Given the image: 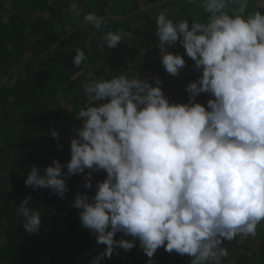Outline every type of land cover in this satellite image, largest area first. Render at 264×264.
Wrapping results in <instances>:
<instances>
[{
    "label": "clouds",
    "instance_id": "obj_1",
    "mask_svg": "<svg viewBox=\"0 0 264 264\" xmlns=\"http://www.w3.org/2000/svg\"><path fill=\"white\" fill-rule=\"evenodd\" d=\"M249 3L199 0L207 20L191 24L160 12L155 35L165 71L176 76L186 66L183 55L169 51L178 42L201 72L186 85L188 102H170L158 76L154 84L138 75L93 77L83 85L90 103L76 113L81 124L70 160L53 159L43 174L31 167L25 185L61 198L66 178L84 174L89 189L92 173L106 172L94 196L78 192L73 202L81 225L106 245L90 264L117 248L131 250L137 240L147 264L161 247L189 255L191 264H221L224 241L257 234L264 220V13L249 11ZM85 22L98 30L106 23L94 13ZM105 41L117 47L121 30H109ZM85 59L77 49L74 66ZM201 93L214 97L207 107L196 102ZM31 199L19 213L24 229L38 233L41 212L28 206Z\"/></svg>",
    "mask_w": 264,
    "mask_h": 264
},
{
    "label": "trees",
    "instance_id": "obj_2",
    "mask_svg": "<svg viewBox=\"0 0 264 264\" xmlns=\"http://www.w3.org/2000/svg\"><path fill=\"white\" fill-rule=\"evenodd\" d=\"M165 1L0 0V264H90L106 247L81 225L80 210L73 206L78 192L94 196L106 172H93L89 189L84 187V174L66 178L68 191L63 198L51 189L27 186L25 179L33 165L43 174L53 159L62 164L70 160V141L81 124L76 113L90 103L83 85L93 77L138 75L154 84L158 76L169 80L162 89L170 102H188L186 85L201 72L178 42L169 51L183 55L186 66L176 76L165 71L155 35L156 17L166 11L173 22L187 19L191 24L205 22L207 14L199 0ZM259 11L264 13V6ZM90 13L105 19L101 29L85 22ZM138 13L142 19L136 22L133 16ZM109 30L122 32V42L114 49L106 45ZM77 49L86 56L79 67L73 63ZM210 98L214 97L201 93L196 102L207 107ZM50 129L59 133V139L51 136ZM29 196L28 206L41 212L38 233L24 229L19 213ZM262 226L257 225L255 236L224 241L228 255L221 264H264ZM123 250L117 248L101 264H122ZM126 254L131 256L129 264L149 260L140 248ZM191 259L164 247L152 258L153 264H191Z\"/></svg>",
    "mask_w": 264,
    "mask_h": 264
},
{
    "label": "rangeland",
    "instance_id": "obj_3",
    "mask_svg": "<svg viewBox=\"0 0 264 264\" xmlns=\"http://www.w3.org/2000/svg\"><path fill=\"white\" fill-rule=\"evenodd\" d=\"M173 1H175V0H166L165 1V3H167V4H170L171 2H173ZM191 0H187L186 1V3H188V2H190ZM262 6H264V0H250V3H249V11H256V10H261V8H262ZM146 10V9H145ZM145 10H144V12H145ZM141 14L142 13H138V15H135V16H133L134 17V20H136V22L137 21H139V20H141L142 19V16H141ZM120 19V18H119ZM194 62V61H193ZM195 64V63H194ZM162 81V85H161V87L162 88H164V86H166L167 84H169V80H167V81H164V80H161ZM170 100V99H169ZM259 224H262L263 226H262V228H264V220H262ZM121 236H123V234L121 233ZM123 238L124 239H133L131 236H123ZM137 248H139V241L137 240L136 241V246H135V248L133 247L132 248V250H134V251H136L137 250ZM124 251V253H125V255L124 256H122V258L121 259H123L122 260V264H129V262H130V257L129 256H127V254H126V251L127 250H123ZM122 251V252H123ZM129 253H130V250H129ZM134 254H135V252H134Z\"/></svg>",
    "mask_w": 264,
    "mask_h": 264
}]
</instances>
